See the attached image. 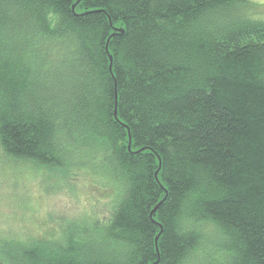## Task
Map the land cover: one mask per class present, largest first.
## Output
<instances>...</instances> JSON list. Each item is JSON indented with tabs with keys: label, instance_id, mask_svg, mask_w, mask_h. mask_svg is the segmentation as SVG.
I'll list each match as a JSON object with an SVG mask.
<instances>
[{
	"label": "trees",
	"instance_id": "1",
	"mask_svg": "<svg viewBox=\"0 0 264 264\" xmlns=\"http://www.w3.org/2000/svg\"><path fill=\"white\" fill-rule=\"evenodd\" d=\"M254 6L0 0V161L109 197L49 237L0 235V264H264Z\"/></svg>",
	"mask_w": 264,
	"mask_h": 264
},
{
	"label": "rangeland",
	"instance_id": "2",
	"mask_svg": "<svg viewBox=\"0 0 264 264\" xmlns=\"http://www.w3.org/2000/svg\"><path fill=\"white\" fill-rule=\"evenodd\" d=\"M249 1L256 5V16L264 18V0ZM3 160L0 161V235L9 236L16 231L25 238L49 237L50 228L63 225L64 230L70 221L80 220L94 210L107 212L103 205L109 202V197L103 194L99 176L77 171L68 176L63 172L61 178L56 170L36 171L32 164Z\"/></svg>",
	"mask_w": 264,
	"mask_h": 264
},
{
	"label": "water",
	"instance_id": "3",
	"mask_svg": "<svg viewBox=\"0 0 264 264\" xmlns=\"http://www.w3.org/2000/svg\"><path fill=\"white\" fill-rule=\"evenodd\" d=\"M107 48H108V47H107ZM110 59H111L110 70L112 71V68H113V60H114V59H113V56H111ZM115 115L117 116V105H116ZM161 204H162V202L159 203V204L154 208L152 214L158 210V208L160 207ZM162 231H163V229H162ZM162 231H161V233L159 234V236L156 238V242H158V239H159L160 235L162 234ZM157 248H158V247H157Z\"/></svg>",
	"mask_w": 264,
	"mask_h": 264
}]
</instances>
